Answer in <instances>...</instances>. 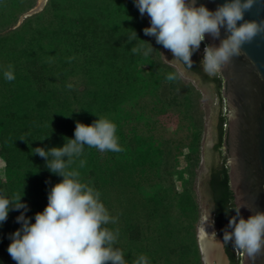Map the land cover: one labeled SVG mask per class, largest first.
<instances>
[{"label": "trees", "instance_id": "obj_1", "mask_svg": "<svg viewBox=\"0 0 264 264\" xmlns=\"http://www.w3.org/2000/svg\"><path fill=\"white\" fill-rule=\"evenodd\" d=\"M23 2L0 0V18L5 17L1 10L20 7ZM31 5L29 2L26 9ZM9 11L6 23L15 14ZM145 27L146 20L135 0H48L42 11L29 16L9 34L0 35V156L7 176L6 181L0 180V192L25 194L22 199L29 207L26 216L34 223L35 214L48 204L51 188L63 177L50 172L45 158L33 155L31 148L63 146L65 137L74 138L77 121L91 124L98 116L108 117L117 125L123 150L100 152L85 146L82 156L70 167L101 192L110 215L116 217V223L107 227L118 232L117 247L128 264L141 254L148 256L150 264H198L183 263L190 256L197 261L199 250L197 245L191 246L196 243L190 229L198 216V204L188 181L178 192L172 182L166 187L161 182L154 184L155 193L149 196L136 177L140 167L155 168L157 162H170L171 154L170 149L163 148L170 147L168 140L156 144L152 135L138 133L137 120L148 121L143 97H156L152 100H162L163 107L173 105L189 120L194 138L198 141L200 136L192 112L199 91L181 83L176 69L159 59L161 44L151 46ZM132 47L140 51L133 52ZM148 49L151 51L145 54ZM202 58L196 51L192 68L187 69L214 82L224 99L223 77L220 73L207 75L200 64ZM139 61L148 62L150 70L141 69ZM9 66L15 76L12 81L2 75ZM169 72H176L177 79L168 81ZM165 89L167 102L162 96ZM134 120L136 124L130 128ZM225 124L227 117L221 113L216 145L220 150L227 138ZM195 144L189 143L188 157L197 158ZM209 187L214 220L223 237L231 230L229 221L236 215L234 209L229 210L236 203L226 155L221 165L212 168ZM23 211L12 210L0 226V264H17L7 249L10 234L21 227L16 217ZM178 240L180 245L174 246ZM225 246L232 264H240L233 244Z\"/></svg>", "mask_w": 264, "mask_h": 264}, {"label": "clouds", "instance_id": "obj_2", "mask_svg": "<svg viewBox=\"0 0 264 264\" xmlns=\"http://www.w3.org/2000/svg\"><path fill=\"white\" fill-rule=\"evenodd\" d=\"M254 3L255 0H225L211 10L205 4H198V0H135L141 15L146 13L151 19V26L143 30L145 35L154 36L158 44L169 49L174 56L170 62L181 68H192V56L200 49L206 34L220 38L222 29L228 33L219 45H205L200 64L209 76L218 75L234 56L242 54L245 43L264 31V23L244 18ZM131 51L140 49L132 47ZM147 51L151 49L145 50V54ZM2 75L8 81L15 79L11 66ZM166 79L176 80L177 73L169 72ZM65 141L63 146L31 148L33 155L45 158L50 172L63 177L51 188L48 204L35 214L34 223L32 217L26 216L29 207L22 199L25 194L0 192V226L12 210L24 209L16 217L21 227L10 234L7 251L17 264H128L125 254L117 247L118 232L107 227L116 223V217L110 215L101 192L70 167L82 156L85 146L100 152H121L117 125L101 116L91 124L77 121L74 138L65 137ZM83 164L80 160L79 166ZM243 206L229 208L236 215L229 221L231 230L224 232L223 243L231 242L254 264L257 255L264 251V211H256L246 219L240 211ZM211 209L206 226L214 224ZM132 264H150V261L141 254Z\"/></svg>", "mask_w": 264, "mask_h": 264}, {"label": "rangeland", "instance_id": "obj_3", "mask_svg": "<svg viewBox=\"0 0 264 264\" xmlns=\"http://www.w3.org/2000/svg\"><path fill=\"white\" fill-rule=\"evenodd\" d=\"M29 2H31L32 5L26 9ZM40 2L41 0H24L23 4H20V7L17 6L14 9H9L7 7L5 10H1L5 17L9 16V10H11V12L14 11L15 14H12L11 21L7 23L4 16L0 18V35L9 34L11 30L19 27L29 16L42 11L48 0L43 4V7L39 11L29 15L28 12L37 7ZM20 8H23L24 10L20 11ZM143 17L146 20L147 26L150 27V17L146 13ZM149 38L151 46L155 47V45H157L155 37L150 36ZM152 53H154V51H152ZM199 54L204 55L202 47L199 49ZM159 59H161L163 63L176 69L181 83L191 84L197 91H199V95L195 97V108L192 112L196 119L195 128H198L200 136L198 141L194 138L193 129L189 120L183 114H179V111L173 105L163 107L164 105H161L164 103L162 100L160 103H156L152 100L158 99L156 97H152L151 99H148L149 95L143 97L141 102L142 104L143 102L147 103L144 107V114L146 118L148 117V121L144 122L145 120L143 119L137 120V128L139 129L138 133L142 135H152L156 140V144L168 140L170 147L167 148L164 146L163 148L165 150L170 149L171 154L169 156L170 162L162 160V162H157L155 168L147 166L144 169H141L140 167L136 177L140 183L139 185L143 187V193L149 196H153L155 193L153 188L154 184L161 182L166 187L172 182L174 184V190L178 192L183 190V185L186 182L185 180L188 181V185L192 189L194 198L198 204V216L193 227L190 229L195 234L194 237L196 243L192 244L191 240L188 242L191 243L192 247L197 245L199 250L196 257L197 261L193 260L195 259L193 256H187L188 258L183 263L208 264L200 244V229L203 227L204 229H207L210 234L215 232L216 234L212 233V238L219 236V229L214 220V202L209 187V178L212 168L217 167L224 160V156L226 155L224 146L221 150L216 147L218 143V121L221 113H226V100L221 98L214 82L206 81L200 75L191 72L186 67L181 68L170 62L174 59L173 53L169 49L164 48L162 44ZM138 65L145 72L150 70L148 62L139 61ZM177 87H179L178 90H181L182 85ZM164 92L165 93H162V96L165 102H167L169 96L168 90L165 89ZM171 96H173L172 93ZM134 122H136V120L129 123L130 128L132 125L136 124ZM192 142L194 144L196 143L195 145L198 147L197 158H195L194 155L188 157L189 143ZM169 171H173V173L171 174ZM179 171H182V177L180 176ZM0 180L3 182L7 180L5 161L1 156ZM210 208H212L210 215L214 224L206 226L205 220ZM174 212L176 213L178 210L176 209ZM157 222L158 221L152 223L153 227H155L154 225ZM207 223H211V221L208 220ZM153 229L154 228H151V230ZM166 237L168 236L166 235ZM180 243V240H178L174 246H179Z\"/></svg>", "mask_w": 264, "mask_h": 264}, {"label": "water", "instance_id": "obj_4", "mask_svg": "<svg viewBox=\"0 0 264 264\" xmlns=\"http://www.w3.org/2000/svg\"><path fill=\"white\" fill-rule=\"evenodd\" d=\"M46 1L41 0L28 14L39 11ZM224 2L198 0V4H205L211 10ZM244 18L264 23V0H255ZM227 35L222 29L220 38L206 34L204 41L207 45H219ZM220 74L227 108L224 147L230 185L236 205L244 204L240 211L247 219L256 211H264V31L245 43L242 54L224 65ZM202 251L205 255L203 248ZM206 252L208 264H232L220 233L208 240ZM235 253L240 256V250L236 249ZM240 264H253V261L242 255ZM254 264H264V251L257 255Z\"/></svg>", "mask_w": 264, "mask_h": 264}, {"label": "bare ground", "instance_id": "obj_5", "mask_svg": "<svg viewBox=\"0 0 264 264\" xmlns=\"http://www.w3.org/2000/svg\"><path fill=\"white\" fill-rule=\"evenodd\" d=\"M212 234H210L207 229L205 230L203 227H201L200 229V240H201V244H202V248L205 252V259L207 260V252H206V246H207V242L209 239H211Z\"/></svg>", "mask_w": 264, "mask_h": 264}, {"label": "built area", "instance_id": "obj_6", "mask_svg": "<svg viewBox=\"0 0 264 264\" xmlns=\"http://www.w3.org/2000/svg\"><path fill=\"white\" fill-rule=\"evenodd\" d=\"M151 21V20H150ZM207 45V44H206ZM200 47H202L203 48V51H204V48H205V45H203L202 43H201V46ZM225 126H226V124H225ZM240 257H242V255H241V252H240Z\"/></svg>", "mask_w": 264, "mask_h": 264}, {"label": "flooded vegetation", "instance_id": "obj_7", "mask_svg": "<svg viewBox=\"0 0 264 264\" xmlns=\"http://www.w3.org/2000/svg\"><path fill=\"white\" fill-rule=\"evenodd\" d=\"M226 114V113H225ZM224 145H225V143H224ZM226 160H227V153H226Z\"/></svg>", "mask_w": 264, "mask_h": 264}]
</instances>
